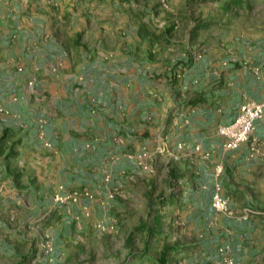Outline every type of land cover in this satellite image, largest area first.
<instances>
[{
  "label": "crops",
  "instance_id": "1",
  "mask_svg": "<svg viewBox=\"0 0 264 264\" xmlns=\"http://www.w3.org/2000/svg\"><path fill=\"white\" fill-rule=\"evenodd\" d=\"M106 1L64 0L57 4L66 2L67 8L44 12L46 18L37 16L55 26L62 16L75 17L74 8L82 18H89ZM122 6L117 0L115 7ZM63 32L71 37L72 31H13L11 45V39L0 32L3 71L11 80L17 76L21 81L17 85L21 89L7 100L1 98L7 120L0 123V138L8 129L17 130L20 144L16 157L0 156V208L29 206L25 196H32L33 208L43 211L58 193L86 186L96 190L95 182L118 170L132 171V179L137 180L138 164L154 161L184 171L195 163L201 174L198 184L211 188L213 197L215 181L207 176L205 181L201 171H207L198 164L219 163L224 167L223 194L232 209L258 215L228 221L225 239L234 246L237 264H258L245 257L264 250V117L256 122L251 140L237 151L224 148L219 128L233 122L244 103L264 98V61L244 57L250 52L246 49L235 52L240 56L218 60L215 50L208 49L203 58L186 60L182 70L160 77L148 61L110 59L118 51L108 56L103 44L87 47L80 42V50L74 48L61 39ZM82 73L85 79L79 77ZM28 80H35V92ZM175 201L171 196L168 203ZM239 240L250 244L244 252L237 249ZM215 253L212 258L218 264L222 257Z\"/></svg>",
  "mask_w": 264,
  "mask_h": 264
},
{
  "label": "rangeland",
  "instance_id": "2",
  "mask_svg": "<svg viewBox=\"0 0 264 264\" xmlns=\"http://www.w3.org/2000/svg\"><path fill=\"white\" fill-rule=\"evenodd\" d=\"M2 1L0 32L7 39L13 31H72L70 38L61 33L64 43L79 50L80 42L87 47L103 44L111 52L108 56L118 51L110 59L148 61L150 70L160 77L182 70L186 60L203 58L208 49L215 50L218 60L240 56L235 52L246 49L250 52L244 57L264 61V0H132V6L130 0H119L121 9L115 7L117 0L113 4L109 0L89 18H82L74 8L75 17L62 16L55 26L48 18L40 21L37 14L46 18L44 12L54 13L62 5L67 8L66 2L57 4L64 0ZM4 68L0 63V123L7 120L1 98L7 100L21 89L19 78L11 80ZM82 80L79 83L84 84ZM30 83L35 92V80L28 87ZM19 137L17 130L4 131L0 156L16 157ZM194 164L186 171L155 161L138 164L137 180L132 179V171L118 170L119 176L113 172L95 182L96 190L86 186L58 193L43 211L33 208L32 196H25L29 206L0 208V264H216L215 251L222 257L220 264H237L234 246L224 236L225 225L258 215L233 207L232 215L213 213L212 189L199 185L201 174ZM204 164L197 166L205 167L207 174L201 171L205 181L206 176L215 184L220 181L224 167ZM111 181L124 182L112 187ZM187 192L194 194L190 197ZM58 195L64 201L57 202ZM171 196L176 198L173 204L168 203ZM238 243L237 249L244 252L248 243ZM245 258L264 264V250L249 252Z\"/></svg>",
  "mask_w": 264,
  "mask_h": 264
},
{
  "label": "built area",
  "instance_id": "3",
  "mask_svg": "<svg viewBox=\"0 0 264 264\" xmlns=\"http://www.w3.org/2000/svg\"><path fill=\"white\" fill-rule=\"evenodd\" d=\"M30 91L33 92L34 83L29 84ZM264 117V98L259 102H246L239 110L236 119L219 128V135L223 139L224 148L227 151H237L243 145L247 144L254 133L257 121ZM222 168L218 169L217 177L222 175ZM215 190L212 198V207L218 214L232 215V210L229 200L224 196L222 185L217 179ZM57 202L64 201L63 197L56 198ZM232 264V263H231Z\"/></svg>",
  "mask_w": 264,
  "mask_h": 264
}]
</instances>
